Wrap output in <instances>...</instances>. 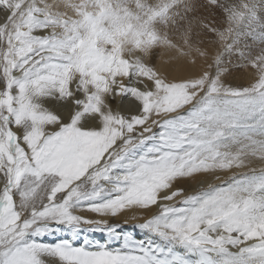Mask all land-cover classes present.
Returning a JSON list of instances; mask_svg holds the SVG:
<instances>
[{"label":"snow or ice","instance_id":"1","mask_svg":"<svg viewBox=\"0 0 264 264\" xmlns=\"http://www.w3.org/2000/svg\"><path fill=\"white\" fill-rule=\"evenodd\" d=\"M24 43L0 67V264H264V167L225 150L241 102L187 108Z\"/></svg>","mask_w":264,"mask_h":264},{"label":"bare ground","instance_id":"2","mask_svg":"<svg viewBox=\"0 0 264 264\" xmlns=\"http://www.w3.org/2000/svg\"><path fill=\"white\" fill-rule=\"evenodd\" d=\"M78 1L6 0L7 5L0 6L4 8L0 9V30L9 11L21 4L31 5L35 9H49V15L54 16L55 21L67 18L72 26L78 28ZM217 1L228 12L227 16H223L218 31L200 21L195 8H189V0H83L82 4L93 15L92 22L90 18L87 19L91 22V29L86 36L87 46L84 50L95 40L105 45L104 38L114 37L112 46H119V49L116 48L118 61L112 74L108 72L107 63L101 71L107 70L106 75L125 84L129 80L138 81L145 91L159 96L187 97L191 100L187 108L205 94L212 75L214 83L221 79L215 84L220 87V94L241 92L239 96H233V99L241 102L239 105L222 104L221 107L235 114L229 118L236 128L232 132L233 137L226 142L227 146L231 143L229 151L241 153L245 160L251 161L248 167L233 171L251 176L252 169L259 174L264 167V14H259L256 21L244 19L257 0ZM174 4H179L176 11L170 8ZM261 4H264V0ZM173 11L177 14L174 15ZM191 12L195 13L196 18L190 15ZM243 19L246 24L238 29ZM27 33L62 41L60 39L64 38L67 30L35 23ZM71 44L77 55L82 56L79 47L84 44L79 40ZM19 47L16 46L13 59H19L17 52L25 46ZM125 64L131 66V75L125 70ZM235 64H242V68L232 76L227 75L233 68L226 69Z\"/></svg>","mask_w":264,"mask_h":264},{"label":"rangeland","instance_id":"3","mask_svg":"<svg viewBox=\"0 0 264 264\" xmlns=\"http://www.w3.org/2000/svg\"><path fill=\"white\" fill-rule=\"evenodd\" d=\"M257 1L258 2H256L251 7L250 12H248V14L245 16L244 18L245 20L246 18H249V21H256L259 17L258 16L259 14L260 15L264 14V4H261L262 0H257ZM82 2L83 0L78 1V4L80 6V8H78L80 14L78 18L76 19V21L77 20L79 21L78 28H76L77 26H72L71 22H69L67 18H63V20L61 21H57V20L55 21L54 20L55 17L49 15V12H48L49 9L48 10H44L43 8L35 9L31 5L22 6L21 4L13 8L11 11H9V13H13V15L10 18H7L8 16L6 17L7 19L5 20V25L0 30V39H1L0 40V46H1L0 47V52H1L0 67L4 66L7 60L14 58L15 52L17 51L16 46H20L18 48L20 49L23 46H25L24 41L26 38L34 37L33 33H27L29 27H31L35 23H45L47 25L54 26V28L56 29L67 30V34L63 35L64 38H61L60 40L65 41V42H72L75 40H79L82 45L84 44L83 46L79 47V52L83 53L81 56L83 58V64H91L95 68H98L101 70L103 69V65L107 63L108 72L109 74H112L114 65L118 61L117 55H116V50H117L116 48L119 49V46L113 47L112 44L115 42V38L114 37L111 38V36H109V37L104 38L107 44L102 45L100 40H95L91 44V46L87 48V50H84V48H86L87 46L86 36H88L90 32V29H91L90 23L93 20V15L86 9L85 5H83ZM218 2L219 1L217 0H189V8H195V10L198 12V15L200 17V21L203 24L209 25L211 28L216 29L218 31L219 27L223 23L222 22L223 16L228 15V12L226 13L223 10L224 7L220 5ZM179 4L170 5V8L176 11L177 8H179ZM1 5H7L6 0H0V6ZM0 9L3 10L4 8L0 7ZM175 11H173L174 15L177 14ZM86 13H88L89 15L87 16ZM190 15L195 17L194 16L195 13L193 12H191ZM89 18L91 21L90 23L87 20ZM244 19L238 25V29H240L242 24L244 25L246 24V23H243ZM74 25H75V22H74ZM69 30H72V31L68 33ZM232 62L236 63V61H232ZM99 65L102 67L99 68L98 67ZM231 68L233 69L231 70ZM240 68H242V64H235L234 67L233 65H231L229 68L226 69V70H231L227 73V75L232 76V74H234L235 72H238ZM125 70L129 72V75L132 74L131 66H129L128 64H125ZM223 74L224 72L220 75L223 76ZM220 81L221 79H218L217 83ZM214 82H215V79L212 75L210 77V81H209L208 88L206 91L207 93L205 92V94L202 97H199L195 101V103L192 104V106L200 102L202 99L208 98L209 96L215 99L217 98L218 100L223 102V101H236L235 99H233L234 98L233 96H239L241 94V92H234V93L231 92L228 94L221 92L220 94L219 93L220 87H216L215 84L217 83H214ZM224 105H228V104H224ZM192 106L188 108H191ZM234 129L236 128L232 126V123H231V126L227 128L229 140L233 137L232 132ZM241 130H244V129L242 128ZM246 134H250V133H246ZM226 142H228V140ZM230 147H231V143L228 144V148L226 151H229ZM229 152L233 153V150H230Z\"/></svg>","mask_w":264,"mask_h":264}]
</instances>
